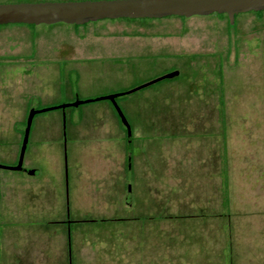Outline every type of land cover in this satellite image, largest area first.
Masks as SVG:
<instances>
[{
  "label": "rangeland",
  "instance_id": "374dc122",
  "mask_svg": "<svg viewBox=\"0 0 264 264\" xmlns=\"http://www.w3.org/2000/svg\"><path fill=\"white\" fill-rule=\"evenodd\" d=\"M70 1L83 0L0 4ZM3 51L64 58L0 64V165L7 167L20 155L28 118L24 103L42 110L48 97L58 107L126 93L173 72L179 76L117 99L133 141L142 137L152 144L148 156L140 154L131 163V171L125 155L105 160L99 139L88 142L93 144L88 161L75 163L64 140L57 150L46 145V151L30 158L36 177L1 170L0 230L16 228L18 213L29 208V198L18 195L29 189L24 180L32 178L45 198L43 209H34L40 224L30 225L44 232L54 227L47 223L55 214L50 189L69 209L76 181L84 186L80 197L90 218L73 222L91 230L85 244L83 236L77 238L76 249L92 264H264V12L239 15L234 25L211 15L0 26ZM72 55L76 58L66 59ZM41 69L59 70L63 85L57 94L22 91V75ZM104 103L109 102L66 110L82 117ZM67 126L66 117L65 134ZM121 208H137L156 219L92 218L115 216Z\"/></svg>",
  "mask_w": 264,
  "mask_h": 264
},
{
  "label": "crops",
  "instance_id": "0c3cea01",
  "mask_svg": "<svg viewBox=\"0 0 264 264\" xmlns=\"http://www.w3.org/2000/svg\"><path fill=\"white\" fill-rule=\"evenodd\" d=\"M75 59V55L67 57L66 59ZM47 60V61H59L64 60L63 57H60L57 54H42L41 52H12V51H3L0 52V64L8 66L10 62L13 61H22V60ZM21 64V63H20ZM39 70L34 75L29 72L28 74L22 75V78L19 79L20 86H24L22 91H27L29 94L39 93V96H42L43 91L57 94L60 86L59 80V70L55 69L50 70ZM11 82V80H8ZM2 82V81H0ZM55 84V87L53 88ZM66 89L68 91L72 90V82L68 80L66 82ZM50 89V90H49ZM14 90V89H12ZM21 91V90H14ZM98 95H103L99 93ZM107 95V94H104ZM103 95V96H104ZM50 97L44 99L41 102L40 108H52L56 106L55 102ZM24 115H29L30 111L37 109L34 106L30 107L29 103L23 104ZM11 105L7 106L6 109L10 110ZM53 112V111H52ZM49 113V112H47ZM45 113V114H47ZM43 115V114H41ZM67 117L68 126L66 134L63 131L62 125ZM40 116V115H38ZM35 122V126L30 133L29 144L27 153H29V160L25 162L24 159V171L26 175H32L28 172H31L29 167H32L33 163L30 159L34 156H39L43 153V150L46 151V145L55 146L56 150L58 147L62 146V143L65 140L66 146L70 151V158H73L75 163L80 161L82 158L89 160V157L93 154V144L88 143L91 141H96L99 139V150L101 149V155H104L105 160H108L109 157L116 155L118 157H124L125 161L128 156V149L131 148V163L135 164L137 158L141 155H149L150 146L149 139L142 137H134L132 139V134L128 137V132H125L122 126V122L119 119L117 112L113 105L109 103H104L101 107L96 109L86 110L82 117L75 116L74 113H69L67 110H60L59 114H49L46 117H40ZM34 119V120H35ZM25 119L21 121L24 123ZM20 122V123H21ZM153 122V121H151ZM34 123V121H33ZM149 123V121L147 122ZM25 134V133H24ZM24 134L21 138V147L24 139ZM66 137V139H64ZM131 138V142L128 139ZM143 142H138L137 140H143ZM86 142V143H85ZM148 143V144H147ZM92 144V146H91ZM129 146V147H128ZM48 150V149H47ZM53 151V149H49ZM21 151V150H20ZM26 157V155H25ZM112 159V158H110ZM139 161V159H138ZM132 164L129 166V171L132 170ZM37 173V171H33ZM33 175V177H36ZM26 185L28 191L24 190L18 195L20 197L29 198L28 209H21V212L18 213L16 218V228L7 229L3 228L0 230V264H92L90 260H86L84 256L79 254L77 247V238L83 236L82 242H86L85 238L90 237L91 230L86 231L85 228L75 227L73 221H82L86 218L89 208L83 206L84 200L81 199L82 190L84 186L80 187V184L75 181L73 198L71 200V206L66 208L61 195L53 196L52 203L54 206L51 212L55 213L53 215V222H47L49 225H53L52 229L46 228V232L39 229H34L32 225H39L40 219L37 218L35 214V208L40 207L43 209L45 204V198L43 194L39 195V192L32 181V178L23 181ZM25 185V187H26ZM86 186V185H85ZM24 189V186L22 187ZM79 188V189H78ZM110 189L112 187H109ZM49 189V188H47ZM88 189H90L88 187ZM87 189V191H88ZM107 190V188H102L101 190ZM37 190V191H36ZM30 192V194H25ZM44 193V191H43ZM104 193V192H103ZM24 194V195H22ZM90 194V191H89ZM104 194L108 195V192ZM22 195V196H21ZM105 195V196H106ZM120 200V199H119ZM102 202V201H101ZM104 203L107 202L104 200ZM123 204V201L121 202ZM27 210V211H26ZM38 213V212H36ZM75 215L74 217H72ZM119 216V217H118ZM118 220H152L156 217L145 215L144 212L138 211L137 208L132 210L131 208H126L125 211L121 208L120 212H115V216L112 215H100L97 217H92L93 219H117ZM69 218L72 219V222H69ZM90 218V217H87ZM43 224V223H41ZM46 223H44L45 225ZM74 224V227L72 226ZM31 225V226H30ZM48 225V224H47ZM85 244V243H84ZM49 245V246H47ZM104 262H99L102 264ZM94 264V263H93Z\"/></svg>",
  "mask_w": 264,
  "mask_h": 264
},
{
  "label": "water",
  "instance_id": "95a60500",
  "mask_svg": "<svg viewBox=\"0 0 264 264\" xmlns=\"http://www.w3.org/2000/svg\"><path fill=\"white\" fill-rule=\"evenodd\" d=\"M260 12H264V0H83L56 3L0 4V26H51L57 24L84 26L106 20H162L172 17L190 19L211 15H225L229 23L234 25L237 16ZM178 76L179 72H173L126 93L109 95L94 100L77 101L73 104L42 110H32L27 118L18 165L12 167L0 165V171L22 172L25 170L23 167L24 159L28 149L31 128L36 116L47 112L65 111L68 108H77L86 104L107 101L115 108L130 137L131 127L119 108L117 99L162 81L173 80ZM28 173L37 174L33 171Z\"/></svg>",
  "mask_w": 264,
  "mask_h": 264
},
{
  "label": "trees",
  "instance_id": "16d2710c",
  "mask_svg": "<svg viewBox=\"0 0 264 264\" xmlns=\"http://www.w3.org/2000/svg\"><path fill=\"white\" fill-rule=\"evenodd\" d=\"M263 12H260V13H255V15L256 16H259V15H261ZM220 17H227V16H225V15H222V16H220ZM238 18V16L236 17V19ZM183 19V18H182ZM230 24V23H229ZM231 25V24H230ZM131 140V138L130 139H128V141L129 142H131L130 141ZM129 147V146H128ZM129 151H128V156H127V164H128V166H130V164H131V157H132V153H131V148L129 147V149H128Z\"/></svg>",
  "mask_w": 264,
  "mask_h": 264
},
{
  "label": "flooded vegetation",
  "instance_id": "af4514ba",
  "mask_svg": "<svg viewBox=\"0 0 264 264\" xmlns=\"http://www.w3.org/2000/svg\"><path fill=\"white\" fill-rule=\"evenodd\" d=\"M18 162H19V158H18V161L15 163V165H14V166H17V165H18Z\"/></svg>",
  "mask_w": 264,
  "mask_h": 264
}]
</instances>
